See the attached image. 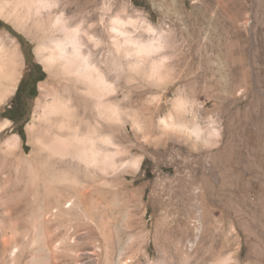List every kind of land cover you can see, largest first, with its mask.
I'll use <instances>...</instances> for the list:
<instances>
[{
	"label": "rangeland",
	"instance_id": "374dc122",
	"mask_svg": "<svg viewBox=\"0 0 264 264\" xmlns=\"http://www.w3.org/2000/svg\"><path fill=\"white\" fill-rule=\"evenodd\" d=\"M77 1L58 11L103 14L100 0ZM29 3L0 0L2 56L15 51L0 76V140L19 134L10 156L0 152V246L11 240L0 264H215L226 254L264 264V0H133L167 31L174 59L164 82H149L111 57L119 98L128 96L113 134L144 157L118 175L55 163L42 149L41 108L60 75L38 50L50 39L46 11ZM105 52L93 53L100 66ZM27 73L34 96L11 129L2 116ZM192 116L215 119L213 146L194 152L184 131L160 124Z\"/></svg>",
	"mask_w": 264,
	"mask_h": 264
},
{
	"label": "clouds",
	"instance_id": "9594fccd",
	"mask_svg": "<svg viewBox=\"0 0 264 264\" xmlns=\"http://www.w3.org/2000/svg\"><path fill=\"white\" fill-rule=\"evenodd\" d=\"M127 5V6H125ZM34 8L51 10L54 15L51 27L56 30L55 38L49 43L46 58L52 65L67 67L69 74L81 79L82 83L93 89L99 108L97 121L76 123L71 127L64 125L58 131L70 137L74 149L79 153L77 163L87 170L101 174L118 175L130 170H138L143 155L137 150V142L118 141L116 136L105 131L106 126L118 125L124 118L118 104H108L112 100V84L106 74L93 62V53L100 50L105 41L95 33L97 27L106 30L112 51L109 57L119 56L122 65L133 71H141L147 65L148 78L170 72L174 55L168 33L136 7L133 0H100L103 14L96 20L73 19L69 13L59 12L60 0H49ZM35 55V51H34ZM109 91H105V88ZM184 134L193 143L204 148L213 146L220 131L211 116L201 120L191 117V122L181 126ZM7 131V129H5ZM143 131V130H141ZM18 136L13 130L9 133ZM9 137L0 140V152H8ZM179 158V157H177ZM215 264H239L235 257L226 254Z\"/></svg>",
	"mask_w": 264,
	"mask_h": 264
},
{
	"label": "bare ground",
	"instance_id": "6f19581e",
	"mask_svg": "<svg viewBox=\"0 0 264 264\" xmlns=\"http://www.w3.org/2000/svg\"><path fill=\"white\" fill-rule=\"evenodd\" d=\"M29 1L31 4H35V5H44V4H47L49 2V0H29ZM91 2H92L91 0H78L76 3V6H74V7L86 8V7H89L88 5L91 6ZM30 3H29V5H30ZM28 7L30 8L31 6H28ZM68 8H67V10H68ZM17 9H18L17 6L14 7L15 13L18 12ZM29 10L30 9H28L27 11L29 12ZM35 10H36V13L37 12L41 13L42 11H46V15H45L46 19L45 20H47L46 21L47 35H48V38H50L49 39V43H50L56 36V30H54L51 27V19H52V16L54 14H52V11L49 9L35 8ZM88 10H87V12H88ZM77 11H79V10H77ZM91 11H92V9H91ZM71 12H72V10H71ZM73 12H74V10H73ZM99 14H100V12H99ZM89 16H90V14H89ZM76 19H79V18L77 17ZM90 19H91V17H90ZM97 28L95 29V33H96V35H98L100 38H102L105 41L104 46H105L106 52H105V56L103 55L104 59L102 58L103 59V66H100L96 62L97 60H95L94 57H93V62L106 74L109 82L112 84V91H111L112 100L109 101L108 104L111 105L112 103H115V104H118L119 106H121V104H124L127 101L128 96L125 95V96L119 98V95H118V86L119 85L118 84L116 85V82L113 81L112 68H111V57H109V55H108V53L111 52L112 49H111L110 44L107 42L108 37L106 36V30L104 28H102L101 29L102 32L101 31L99 32ZM49 43H48V45H49ZM47 47L48 46L41 47L38 50L45 49L47 51ZM2 51H4V50L0 46V76H2V74L6 73V70L8 69L7 66L10 62L11 56L15 55V51L10 50V52H7V54H5L6 57H3ZM99 54H101V52ZM103 56H101V57H103ZM45 59L47 60L46 57H45ZM47 62H48V60H47ZM49 65L55 66L57 68L55 70H57V72L59 73L60 76H58L59 79L57 81V85L53 89V95L51 96L49 101H46L43 104V106L41 108L42 116L49 123L47 134L49 135L50 138L48 141L39 140V142L41 143L42 149L47 151V154L50 156V158L51 157L53 158V161L55 163H63L64 162L65 164L69 163V165H71V166L76 165L79 167V166H81L79 163H77L79 153L74 149V147L71 143L70 137H66V136L62 135L58 131V128L61 126H64V125L71 127L72 125H74L76 123H84L85 121H89V122L97 121V110L99 108V105L97 104V101L95 99V93H94L93 89L89 86H86L84 83H82L80 78L70 75L69 70L66 66L62 67L60 65H52L50 63H49ZM9 68H10V66H9ZM132 72H133V70H132ZM135 74L138 77H140V78L143 77L144 79H146L148 81L150 80V81L164 82L165 79L167 78V74L160 75V76L153 77V78H148V76H147V65L144 66L143 70L135 71ZM105 91L106 92L109 91L107 89V87L105 88ZM122 113L124 115H128L125 111H122ZM169 121L170 122H167L166 119L162 118V119H160V124L164 128L172 129L175 132L176 131H183V129L181 127L182 125H177L176 123H174L171 117H169ZM31 128H32V126H31ZM105 131H110L113 133V125L106 126ZM29 135L32 136V131H30ZM18 145H19V137L16 135L10 136L9 137V149L10 150L8 152H4L5 153L4 155L10 156L9 154H11L12 150H16ZM35 156H36V154H33L30 157V159L35 160ZM62 176L64 179L67 176H69V173L65 171L64 173H62ZM73 180H75V179H73ZM67 186L70 187L69 185H67ZM6 238H8V237H6ZM1 240H2V238H1ZM10 241L8 239L3 240L2 243H4V244H2V246H0V249L2 248L1 250H3V253H5V251L8 249L7 246L10 244L9 243ZM3 257H5V256H3ZM54 264H57V263L54 262Z\"/></svg>",
	"mask_w": 264,
	"mask_h": 264
},
{
	"label": "flooded vegetation",
	"instance_id": "af4514ba",
	"mask_svg": "<svg viewBox=\"0 0 264 264\" xmlns=\"http://www.w3.org/2000/svg\"><path fill=\"white\" fill-rule=\"evenodd\" d=\"M34 84L33 76L29 73L25 74L23 82L18 91H16V96L12 100V104L7 107L5 114L2 116L7 119L12 126L11 129L17 126L22 127V118L24 115V106L29 99V94L32 90Z\"/></svg>",
	"mask_w": 264,
	"mask_h": 264
},
{
	"label": "trees",
	"instance_id": "16d2710c",
	"mask_svg": "<svg viewBox=\"0 0 264 264\" xmlns=\"http://www.w3.org/2000/svg\"><path fill=\"white\" fill-rule=\"evenodd\" d=\"M23 79H24V78H23ZM36 81H37V80H34V84H35ZM22 82H23V80L21 81V83H20V85H19L17 91L19 90V88H20ZM34 84H33V86H32V90H31V92H30V94H29V97H30V98H32V97L34 96V91H33V90H34ZM16 94H17V93H15V96H16Z\"/></svg>",
	"mask_w": 264,
	"mask_h": 264
}]
</instances>
